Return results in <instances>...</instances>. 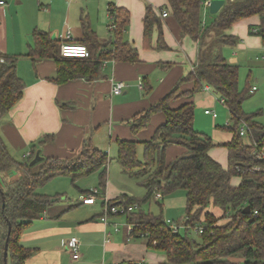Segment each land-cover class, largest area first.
Here are the masks:
<instances>
[{"label": "trees", "instance_id": "1", "mask_svg": "<svg viewBox=\"0 0 264 264\" xmlns=\"http://www.w3.org/2000/svg\"><path fill=\"white\" fill-rule=\"evenodd\" d=\"M167 2L182 33L197 41V62L169 93L131 121L132 130L137 134L147 126L153 113L164 112L166 120L156 128L151 138L143 141L117 140L115 158L123 172L146 188L145 196L136 200L125 193L110 200L113 203L137 204L136 209L117 215L125 217L132 226L130 236L146 238L150 247L166 254L168 264H264V123L258 119L259 111L246 112L243 109L250 87L240 88L239 65L229 62L223 54L225 45H235L239 41L227 29L244 17L259 15L256 30L251 32L260 35L264 42V0H226L211 25H206L202 18L203 0ZM124 15L117 8L118 20L114 30L117 40L113 53L112 49L104 48L110 42L100 46V52L96 46L85 43L90 49L89 57L64 56L60 50L46 44V32L35 30L36 45L27 54L34 55L35 52L37 57L53 56L58 66L56 80L60 82L78 76L97 77L104 58L139 59L137 49L120 38ZM155 25L160 27V18L153 7L148 6L144 17L145 47L151 46ZM162 33L160 30L158 48L168 47ZM212 35L217 39L210 40ZM18 59L19 54L0 52L1 118L23 96L25 82L17 72ZM185 80L194 81V87L180 91V83ZM205 83L225 98L231 122L222 128L232 132L229 141L215 142L210 135L195 129V104L192 100L178 107L171 105L174 97H190ZM242 120L250 127L246 133L248 141L238 130ZM50 138L49 135L40 137L34 147ZM140 143L144 144L143 159L138 156ZM171 143L182 144L188 150L167 162L165 149ZM217 145H224L228 150L226 167L209 153ZM37 150L24 159H18L10 152L0 133V186L3 189V194L0 191V264L4 262L5 240L10 226L8 264H26V260L35 253V247L21 243V235L34 218L61 199L60 195L41 193L39 187L58 175H69L75 182L94 172L99 173L100 185L105 187L107 183L111 157L90 141H86L82 151L72 158L41 155L38 162L31 164ZM14 169L21 174L8 180L7 174ZM235 176L241 178L238 184L233 183ZM178 189L185 190L186 214L182 226L175 231L166 222L162 208L159 213H154L144 208L143 203L152 198L158 202L157 192L164 197ZM89 190L80 188L81 193ZM100 191L105 194V190ZM247 205H250V211L244 210ZM181 228L185 229V234L181 233ZM191 229H196L197 238L188 236ZM234 255L240 258L232 259Z\"/></svg>", "mask_w": 264, "mask_h": 264}, {"label": "crops", "instance_id": "2", "mask_svg": "<svg viewBox=\"0 0 264 264\" xmlns=\"http://www.w3.org/2000/svg\"><path fill=\"white\" fill-rule=\"evenodd\" d=\"M110 5L124 12L120 38L137 49L138 60H119L111 56L103 59L97 77L78 76L60 82L56 80L58 66L53 56L27 54L36 45L35 30L46 32V44L58 50L70 34L74 41L94 45L99 52L100 46L110 42L104 48L112 49L113 53L117 39L108 28ZM148 6L153 7L161 25H155L151 46L145 47L144 17ZM164 9L169 11L167 16L162 15ZM259 21V15L255 14L238 20L227 29L239 38L233 46H262L264 49L261 36L251 32ZM160 30L168 47H157ZM0 52L19 54L17 72L25 82L22 98L6 116L0 117V133L10 152L18 159L26 158L28 151L37 149L46 157L72 158L82 151L86 141L111 152L115 144L118 150L119 138L138 141L151 138L166 120L164 112L153 113L147 126L137 134L132 130L131 121L193 70L198 45L191 36L182 33L167 0H5L0 3ZM231 55L225 57L237 64L236 52L232 51ZM119 80L126 85L121 93H114L113 85ZM253 86L257 85H251L250 89ZM193 87L192 80L180 83V91ZM212 91L214 93L204 90L202 84L190 97H174L171 105L178 107L192 100L195 129L210 135L215 142H226L232 138V132L222 127L230 122L231 113L225 112L224 121L222 115L219 118L204 112L212 109L216 102L214 94L218 93ZM214 107L222 106L215 104ZM45 135L51 138L34 147ZM187 150L182 144H169L165 149L166 161L170 162ZM209 153L223 166L228 165L226 146H214ZM20 174L14 169L6 178L15 179ZM239 182L233 179L234 184ZM119 190L121 193L122 189ZM105 194L113 199L106 190ZM79 195L75 200L67 196L72 201L68 204L60 199L27 225L21 243L35 247L36 251L26 264H113L115 261L120 264H168L166 254L150 247L146 238L130 236L128 226L122 225L123 216H110L109 225L103 222L101 198L94 204H84ZM185 214L175 221L182 223ZM114 223L122 228L116 231ZM72 236L81 241L78 258L73 257L68 247Z\"/></svg>", "mask_w": 264, "mask_h": 264}, {"label": "rangeland", "instance_id": "3", "mask_svg": "<svg viewBox=\"0 0 264 264\" xmlns=\"http://www.w3.org/2000/svg\"><path fill=\"white\" fill-rule=\"evenodd\" d=\"M202 18L206 25H211L216 18V13H212L209 8L206 6L202 7ZM211 39H217L215 35H212ZM232 51L236 52V55L239 57V86L241 89L248 88L256 84L258 89L255 92L248 90L247 98L243 103V109L246 112H256L259 111L260 114L258 119L264 123V59L262 55L264 54V49L261 47H246L239 48L233 45H225L223 47V52L227 57H231ZM211 90V91H210ZM209 92H213L210 89ZM204 92V91H203ZM200 93V92H199ZM210 93V94H211ZM214 93V92H213ZM205 94V93H202ZM217 95V96H216ZM215 104L222 107H214L212 109L217 111L218 117L225 118V112L229 113V109L226 103L220 101L219 95L214 94ZM205 112V111H204ZM212 115V114H211ZM230 122L231 118L229 117ZM226 121V118L224 119ZM243 138L248 141V134H245ZM144 153V144H138V156L143 159ZM109 157H111L110 162L108 163L107 169V183L103 187L99 183V173L94 172L90 175L80 177L75 182L72 181V178L69 175H58L47 181L44 185L39 187L38 191L50 195H60L61 200L65 199V204L72 203V200L78 198L80 188L87 189L91 187L98 186L102 191L106 190L107 194L113 199L117 195L128 194L134 197L136 200L142 199L146 194V188L139 183L136 179L129 174L122 171L120 164L116 160L117 147L111 149V152H108ZM18 155V154H17ZM19 156V155H18ZM175 158V157H174ZM173 158V159H174ZM167 160V157H165ZM172 159V160H173ZM234 180H241L238 176L233 178ZM106 188V189H105ZM119 189H122V192L119 193ZM70 197L71 199L67 198ZM100 200H103L101 198ZM60 201V200H59ZM63 203V204H64ZM143 207L146 209L152 210L154 213H159L161 208L165 218L174 216V220H178L183 217L186 210V195L184 189H178L171 194L165 195L155 201L154 198L150 199L148 202L143 203ZM121 224V223H120ZM127 225V221L124 217L122 225ZM120 228L122 226L120 225ZM181 233L185 234V229L181 228ZM191 238H197L198 233L196 229H191L188 234ZM240 258L239 255L232 256V259Z\"/></svg>", "mask_w": 264, "mask_h": 264}, {"label": "built area", "instance_id": "4", "mask_svg": "<svg viewBox=\"0 0 264 264\" xmlns=\"http://www.w3.org/2000/svg\"><path fill=\"white\" fill-rule=\"evenodd\" d=\"M5 0H0V3H4ZM204 6L209 7L210 0H203ZM169 14V11L164 9L162 11L163 16H167ZM117 7L115 5H110L109 6V22H108V28L110 31H113L117 27ZM256 30V29H254ZM109 50V49H107ZM60 53L64 56H70V57H89L90 56V49L89 47L82 42H77L74 41L71 38V35L68 34L67 39L65 42L61 44L60 47ZM126 83L123 80L117 81L113 85V92L114 93H121L125 87ZM257 86H253L250 91L253 92L256 90ZM203 89L204 90H210L213 89L211 85L205 83L203 84ZM219 95V94H218ZM220 101L225 103V98L222 95H219ZM205 113L212 114L213 116L217 117L218 113L215 110H212L210 108H207L204 110ZM240 134L244 135L250 131V127L245 122L244 120L241 121V124L239 125L238 128ZM264 147L262 148V150ZM261 150V151H262ZM31 151H28L26 153V156L31 155ZM156 196L158 198L162 197V194L160 192L156 193ZM98 198H103V210L102 214L100 216L101 220L105 222L106 224H110V216L112 215H117V214H124L127 210H133L136 209V205H128L123 203H113L110 198L107 197L106 194H103L98 187H91L90 190L86 193H81L79 195V200L84 203V204H94ZM257 211V210H255ZM166 222L173 228V230H178L181 226L182 223H176L173 219L171 218H165ZM128 226V231L130 233L131 231V225L127 223ZM113 228L117 231L120 229L119 223H114ZM202 231V229H200ZM110 234V231L107 232V235ZM73 254L74 258H78L81 254V241L77 236H72L69 239V246H68ZM113 264H120L119 261H115Z\"/></svg>", "mask_w": 264, "mask_h": 264}, {"label": "water", "instance_id": "5", "mask_svg": "<svg viewBox=\"0 0 264 264\" xmlns=\"http://www.w3.org/2000/svg\"><path fill=\"white\" fill-rule=\"evenodd\" d=\"M224 3H225V0H210L209 9H210V11L212 13H217L222 8ZM40 159H41L40 151L37 150L36 156L31 161V164H34V163L38 162ZM0 191L3 194V189L1 188V186H0ZM244 210L245 211H250V205H247L244 208ZM10 234H11V226L9 227L8 235H7V238L5 240L4 262H3V264H8V246H9Z\"/></svg>", "mask_w": 264, "mask_h": 264}]
</instances>
